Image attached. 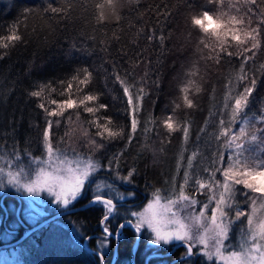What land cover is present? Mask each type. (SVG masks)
<instances>
[{"label":"trees","instance_id":"16d2710c","mask_svg":"<svg viewBox=\"0 0 264 264\" xmlns=\"http://www.w3.org/2000/svg\"><path fill=\"white\" fill-rule=\"evenodd\" d=\"M236 8H240L239 15L245 16L244 25L229 23ZM249 8L253 12L248 13ZM205 10L213 16L212 25L205 24L207 33L192 23L193 17ZM217 17L219 22H215ZM249 18L251 28L261 24L264 0H256L255 4L223 0L222 5L209 0H0V45H7L0 47V148L39 154L49 121L51 140L65 139L70 132L82 136L99 166L93 188L99 185L104 196L113 200L124 196L125 204H131L127 208L121 205L114 213L116 219L110 227L115 229L122 220L134 223L130 213L137 212L150 196L168 198L179 191L185 183L186 158L202 139L215 135L221 118L227 119L226 97L242 92L255 78L256 87L244 111L254 117L255 127H249V136L255 132L261 140L246 145L250 152L244 155L255 152L264 159V151L260 150L264 147V132L258 131L264 129V121L257 119L264 116V29L258 37L260 47L243 53L242 49L251 48L252 43L245 36ZM14 34L20 40H7ZM233 34L246 42L232 40ZM221 42L234 54L221 52L217 63L215 54ZM244 56L250 59L243 65L247 79L241 83L236 77ZM84 69L91 74L90 79L80 84ZM117 77L129 86L133 97L142 90V98L134 100L138 121L135 133H131L128 98ZM34 91L40 95L32 96ZM85 95H96L97 100L80 104ZM186 95L193 102L191 108L185 104ZM69 98L75 101L74 106L62 108ZM227 103L233 104L234 99ZM100 104L107 107L99 108ZM87 107L97 110L89 113ZM49 111L61 114L49 116ZM170 117L169 122L176 128L171 133L165 127ZM104 118L113 121L110 127L114 131L122 130L120 136L111 139L103 132L102 139L97 135L103 131L97 124L107 123ZM184 127L188 128L187 140ZM240 127L238 120L232 131L238 133ZM90 141L102 147L96 148ZM200 148L207 150L205 145ZM220 152L226 154L229 150L212 148L213 161L219 160ZM213 161L207 168L218 166ZM132 169V183L118 178L128 176ZM185 187L200 201L210 194L208 187ZM110 190L116 195L109 194ZM91 194L88 189L78 202L87 201ZM241 201L238 208L245 212L248 203ZM104 212L99 205L88 207L62 216L61 223L57 220L50 228H37L29 235L35 237L25 246L20 245L12 253H0V264H99L102 250L87 247L76 229L86 235L100 231ZM134 231L131 227L124 229L125 242H120L119 248L125 253L118 252L116 264H130L127 257L135 241ZM52 236L55 241L47 248L46 242Z\"/></svg>","mask_w":264,"mask_h":264},{"label":"snow or ice","instance_id":"6c2138e0","mask_svg":"<svg viewBox=\"0 0 264 264\" xmlns=\"http://www.w3.org/2000/svg\"><path fill=\"white\" fill-rule=\"evenodd\" d=\"M111 2V0H109ZM209 3L214 4H223V0H209ZM245 3L255 4L256 0H245ZM53 12H56V8L51 9ZM248 13L253 12V9L249 8ZM236 14H231L229 17V23L233 26L235 25H244L245 24V16L239 15L240 8L235 9ZM221 15H229V13L221 12ZM213 16L209 15L207 10L203 11L202 14L193 17L192 23L194 25H198L201 31L207 33V28L205 27V21H212ZM215 22H219V17L216 18ZM250 18L248 21L249 30L245 33L246 39H250L252 41L251 48L244 47L242 49L243 53L250 52L253 49H257L260 47V40L258 37L262 34V29H264V19L261 20V24L257 28L250 27ZM212 35H216L218 40L219 36L216 32H213ZM161 40L164 37H160ZM7 40L9 41H18L20 40V36L17 34L7 36ZM232 40L238 41L239 44H244L246 40H241L237 35H232ZM201 43L205 48L209 47V44L205 40H201ZM7 45H0V47H6ZM213 51H215L213 49ZM221 52L226 53L228 56H232L234 53L228 50V46L223 42L220 43V51L216 52L215 58L217 63H219L222 58ZM255 53L253 52V55ZM250 59L248 56H244L243 62L240 66V74L237 75V82H243L247 79V74L244 71V63ZM84 76L83 79L79 80L80 84H86L90 79V73H88L87 69L83 70ZM195 75V73H192ZM73 79H78V77H73ZM123 85L124 95L128 98V107L131 110L130 115L131 119V133L136 132L137 128V103L142 98V90L141 93H138L135 97L130 93L129 86L125 84L120 77H117ZM190 83H193L190 81ZM256 79L253 78L250 81V84L245 85L242 92H237L234 95L229 94L226 97L225 109H228L227 119L221 118L219 121V134L216 135V140L220 141L222 138V147L229 150L228 162L225 166L220 167L216 166L213 168H205V171L209 172V177L207 180L202 178L195 179V185H198V190H203L208 187L209 191L213 194L209 196V203L215 202V207L211 209V217L208 218L209 223L203 225V234H191L190 226L181 222L177 218V212L171 209L172 205L179 204L180 202H185V207H194L197 201L186 195L184 192V184L180 185V193L177 200H169L168 201V211L170 212V223L175 225L174 229L161 231L159 224L161 223L160 217L153 213V215L149 218L144 213L131 212L130 215L132 217H138V220L133 223L132 221H123L118 222V226L113 229L110 227L111 221L116 219L113 215L116 205L113 204L112 199L105 198L102 194V190L99 185L95 184V181L91 179L92 174L99 167L96 163H94L91 159H88L84 162L83 168H77L73 172L71 168L68 169L69 172H73L71 178L64 177L60 174V170L58 168L54 169L52 172L45 171L41 169L38 176L41 179H37L31 181L29 183L20 184L19 179L16 176H11L8 179V184L12 186L21 187L26 191L29 195L38 196L41 191H48L49 194L55 195V199L57 203H61L64 206H69L73 201H79L81 198H84L86 195V191L88 189L92 190V199L89 200V207H95L97 205L103 206L105 209L104 215L100 221L102 226V238L98 241L101 248H107L108 242L115 238L117 241L120 237L123 236V230L128 227H132L135 229V233L137 236L141 234V226L147 223L149 229L155 233V238L150 239V243L154 245L159 244H169L171 241L183 242L187 246V256L192 257L193 247L189 243L198 242L202 245H205L207 248L206 238L211 236V239L214 241L215 254L217 256L221 255V249L227 247L225 244L226 241L229 240V232L231 230L232 225L236 220H239L241 216H244L245 213L241 211L239 208L236 209L235 217H231L226 211V209H230L233 207V203L235 201V197L238 194L237 185L243 187V189L247 190L245 192H240L239 194L245 196L246 199L252 200L253 204H255V197H249L248 192L259 194V196L264 197V159H260L258 157H253L252 155L245 156V152H250V148L246 145H251L258 140H261L260 137L256 135L255 132L251 133L249 136L248 129L249 127H255L252 123L254 117L248 116L245 113V108H247L249 103V97L251 96L253 90L256 87ZM72 87L71 84L68 86ZM200 91L199 88L196 89ZM187 91V89H184ZM32 96H39L40 92L34 91L31 93ZM234 99L233 104H228L227 100ZM96 95H85L82 100H80V104H84L85 101H96ZM185 104L187 107H193V102L187 97H184ZM55 103V101H53ZM75 101L69 98L62 105V108H72L74 106ZM41 107H44L41 105ZM99 108H106V105L100 104ZM89 113H94L97 109L93 107H87L85 109ZM61 112L49 111V116H58ZM107 120V123L104 125L97 124L98 128H101L103 131L98 132L97 135H100L103 139V132L107 133V137L111 139H115L121 135V131H114L112 129L113 121L110 118H104ZM259 121H264V116L257 118ZM165 121V127L168 129L169 133L176 130L174 128L173 123ZM240 121L241 127L239 132L232 131V125L237 121ZM95 123V121H93ZM52 121L48 122V127L45 129L43 133V140L45 143V147L49 156L53 154V148L50 143V132ZM178 127V126H177ZM258 131L264 132V129H258ZM185 140L188 137V128H183ZM131 139V134L130 137ZM96 148L102 147V145L96 144L94 141H90ZM264 143V141H262ZM261 151H264V147H261ZM195 158V154L193 157L189 158V167L192 166V161ZM113 159H118V157H113ZM219 162H224V153H219ZM213 164L216 165L217 161H213ZM111 167V161L109 162V168ZM2 171V170H0ZM219 172L223 176V180L216 179V173ZM135 169L129 171L128 176L118 177L122 181L126 183H132L131 177L134 176ZM190 179L188 172H185V184H187ZM3 186H0L2 189ZM58 189V191H56ZM218 192V195H217ZM131 195H135L134 192ZM123 198V197H121ZM156 200L159 201L160 197L156 194ZM152 207L151 202L148 205V208L145 209V212L148 211ZM208 208V204H205L203 208L200 210L199 215L191 216L192 222L195 225H200L201 220L205 218V209ZM248 233H244V230L241 229L242 232V244L243 248L242 252L231 251L228 254V259L233 261V264H250L251 261H258V264H264V244H261L260 241H264V221L260 222L259 225L254 226L253 216H248ZM251 243V247H248V244ZM258 253V255H255ZM205 256L209 260L212 258L211 252H205ZM223 258V257H221ZM104 254L101 253L99 255V264H104ZM183 259V258H182Z\"/></svg>","mask_w":264,"mask_h":264},{"label":"rangeland","instance_id":"374dc122","mask_svg":"<svg viewBox=\"0 0 264 264\" xmlns=\"http://www.w3.org/2000/svg\"><path fill=\"white\" fill-rule=\"evenodd\" d=\"M204 23L206 25H212V21H205ZM213 134L215 135L213 136L212 134H210L204 139H202L201 143H198L197 149H195L194 152H192L191 155L189 154V156L186 158L185 172H188L190 178H192L190 181L187 182L188 185L190 184L191 186H194L196 178H202L207 180V178L209 177L204 171L205 168L210 166L213 161L212 158L210 157L212 148L214 150L217 149V151L219 150L221 151L222 149V142H221L222 139L218 141L215 138L216 135L219 134V126L217 127L216 132ZM50 143L53 148V154L51 155V157L49 156V153L46 150L43 138L41 142L40 152L37 155L31 152L20 153V152H14L12 150H2L0 148V170H2L0 171V186H3L2 189H0V195L5 193L6 194L10 193L12 195L17 196V199L21 202V213L22 214L24 213L25 215V213L30 212V216H28V219L31 225L37 223V221H40L41 219H44V216L42 215L44 210L45 211H48V209L58 210L61 208H66L67 206H64L61 203H57L55 199V195L49 194L48 191H41L38 196H33V195H29L21 187L9 185L8 179L10 178V174L11 176H16L19 179L20 184L29 183L31 181L41 179V177L38 176L41 169H44L45 171L48 172H52L54 169L58 168L60 170L61 175L67 178H71L75 169L83 168L84 162H86L88 159H91L95 163V161L91 158L93 156L92 150L88 149V146L85 143L83 137L76 134L75 132H70L69 136L61 140L59 139L54 140V138L51 140L50 138ZM201 145L202 146L205 145L207 150L201 151L200 148ZM194 154H195V158L192 161V166L189 167V158L193 157ZM254 154L255 152L249 153L247 155H253V157H257L258 153L256 154V156ZM228 156H229V152L224 154V162L220 163L218 160L217 161L218 166L220 167L225 166L228 162ZM69 168H71L73 172H69L68 171ZM98 169L99 168H97V170L91 176V179H93L94 181L97 180L96 172L98 171ZM197 173L199 174L197 175ZM216 179L222 181L223 176L219 172H217ZM186 187L184 186L185 194L189 195L190 197H193L197 201L196 205L194 207H185L184 206L185 202H180L179 204L172 205L171 209L177 212V218L181 222L190 226L191 234L193 235L203 234V225L209 223L208 218L211 217V209L215 207L214 201L212 203H209V196L212 195L213 193L210 192V194H208L205 200L200 201L196 199L197 195L186 192L185 190ZM236 188L238 189V194L235 197L233 207L230 209H226V211H228L229 215L234 218L236 215V209L242 203L241 200L247 201L248 208L244 212L245 215L241 216L240 219L236 220L235 223L232 225L231 230L229 232V240L225 242L227 247L221 249V255L217 256L215 254L214 241L211 239L210 234L206 238L207 248H205V245H202L198 242H191V241L189 242L191 246L197 249V251L204 257L206 262L213 261L217 264H233V261H230L228 259V254L231 251H238V252L243 251V248L241 247L242 244L241 229L244 230L245 234L248 233V229H249L248 216L249 215L253 216L254 226L259 225L260 222L264 221V197L259 196V194L248 192L249 197L254 196L256 198L255 204H253L252 200L246 199L245 196L239 194L240 192H245L247 190L243 189V187L240 185H237ZM56 191H58V189H56ZM179 193H180V189L179 191L176 192V194H173L168 198H162L159 196L160 197L159 201L156 200L155 198L156 195H152L146 199L142 207L137 212L144 213L149 218L153 215V213H156L161 219V223L159 224L161 231L174 229L175 225L171 224L169 220L170 212L168 211V201L177 200L179 197ZM150 202L152 204V207L148 209L147 212H145V209L148 208ZM205 204H208V208L205 209V218L201 220L200 225L193 224L191 216L199 215L200 210L203 208ZM15 207H16L15 205L14 206L12 205L11 209L14 210ZM101 207L103 208V206ZM133 218L135 219L134 222L138 220V217H133ZM57 223H61V221L59 220ZM141 229L144 231L143 235L145 238L147 239L155 238V233L148 228L147 223L143 224L141 226ZM76 231L80 233L79 235H82L81 229H76ZM54 241H55V237L53 238V236L50 238L49 241L47 240L46 242L47 248L48 247L50 248ZM177 243L184 244L183 242H177V241H171L169 244H177ZM260 243L264 244V241H260ZM44 245L45 244L40 246V250L45 247ZM248 247H251V243L248 244ZM100 249L102 251H105L106 248L100 247ZM206 251L212 253L211 260H209L207 256L204 255ZM255 255H258V253H255ZM13 261L14 259L10 260L9 263ZM4 263L8 264V262H4ZM250 264H258V261H251Z\"/></svg>","mask_w":264,"mask_h":264},{"label":"flooded vegetation","instance_id":"af4514ba","mask_svg":"<svg viewBox=\"0 0 264 264\" xmlns=\"http://www.w3.org/2000/svg\"><path fill=\"white\" fill-rule=\"evenodd\" d=\"M113 185L122 187L120 183L119 184L115 183ZM124 188L126 189L128 187L124 186ZM109 192H110L109 194L111 195H116L115 192L111 190ZM104 197L108 198L107 196ZM124 198L125 197L123 196V198L119 197L118 199L115 200L112 199L113 203L116 205L114 213L118 210V208L121 205L122 206L126 205L124 208H127L129 207V205H131L128 203L125 204V201H123ZM116 203H120V204L117 205ZM12 205L16 206L14 210L11 209ZM52 213L53 212L48 211V215ZM28 216H30V212L25 213V215L24 213L23 214L21 213V202L17 199V196L12 195L10 193L9 194L5 193L0 195V253H12V251L15 250V247L17 246V241L15 239L18 234L22 232H26L28 233L27 234L28 236L37 230V228L33 230H29L34 224L31 225ZM40 221H37V223ZM123 221L126 220H122L121 222ZM99 229L100 231L98 232L90 233V237L83 238L82 242L85 245H87V247L91 246L93 247L92 249L94 250L97 247H100L98 243V241L102 238V227L100 226V223H99ZM124 233L125 232L123 230V236L120 237L118 241L115 238H112L108 242V247L105 249V251H102L105 257L104 264H116V259L119 256L118 252L123 254L125 253V251L121 252V248H119V243L125 242ZM14 241H16V243ZM174 245L175 244H169V245L151 244L150 239L145 238L144 235H142V230H141V234L138 239V244L136 245L134 251L135 263L131 262L132 259H129V262L130 264H217L213 261L206 262L204 257L194 247H193L194 255L192 257H188L186 245L180 244L177 247L173 248ZM130 253H131V249H130Z\"/></svg>","mask_w":264,"mask_h":264},{"label":"bare ground","instance_id":"6f19581e","mask_svg":"<svg viewBox=\"0 0 264 264\" xmlns=\"http://www.w3.org/2000/svg\"><path fill=\"white\" fill-rule=\"evenodd\" d=\"M9 194V193H8ZM92 199V194L90 195V198L87 200V201H81V202H73L71 205H69L68 207H66V208H75V207H81V208H79V209H77V210H74V211H71V212H69V213H66V214H63V215H61V216H58V217H56V218H53V219H50V220H48V221H44L45 219H47L48 217H50L51 215H54L55 213H58L59 211H61V210H63V209H65V208H61V209H58L57 211H55V210H49L48 209V211H51V212H53L52 214H50V215H48V211H45L44 210V212H43V216L45 217L44 219H42L41 221H42V223H41V221L40 222H38L40 225L37 227V228H42V227H44L43 229H45V228H50V226H51V224L52 223H54L55 221L57 222V220H60V219H62L61 217L62 216H64V215H67V214H69V216L72 214V213H76V212H80V211H82L83 209H86V208H88L89 206H88V204H89V200H91ZM84 205H86L85 207H83ZM68 219V218H67ZM67 219H65V221L64 222H66L67 221ZM37 223V224H38ZM34 225H36V224H34ZM33 225V226H34ZM52 227V226H51ZM29 230H31V228L29 229ZM28 230V231H29ZM27 234L28 233H26V232H22V233H20V234H18L17 235V237H16V241H17V246L16 247H19L20 245H23V246H25V244L26 243H29L35 236H33V237H30L29 235L27 236ZM85 235V236H84ZM82 238H84V237H90V233L89 234H87L86 235V233L85 234H83L82 233ZM16 241H14L15 243H16ZM134 244H135V241H133V246H132V248H131V253L129 254V256L127 257L128 259H132V261L131 262H134L135 263V260H134V251H135V247H134ZM15 247V249H17ZM14 251V250H13ZM12 251V252H13Z\"/></svg>","mask_w":264,"mask_h":264},{"label":"water","instance_id":"95a60500","mask_svg":"<svg viewBox=\"0 0 264 264\" xmlns=\"http://www.w3.org/2000/svg\"><path fill=\"white\" fill-rule=\"evenodd\" d=\"M113 204H114V203H113ZM116 204L118 205V204H120V203H116ZM114 205H115V204H114ZM85 206H86V205H84L83 207H85ZM79 208H81V207H78V208H77V207H75V208H65V209L59 211L58 213H55L54 215H51L50 217H48V218L45 219L44 221H48V220H50V219L56 218V217H58V216H61V215H63V214H66V213H69V212H71V211L77 210V209H79ZM128 221H130V220H128ZM41 223H42V221H41ZM41 223H40V224H41ZM40 224L38 223V224L32 226V227H31V230L37 228ZM100 226H101V224H100ZM101 227H102V226H101ZM131 228H132V227H131ZM133 229H134V228H133ZM138 239H139V236H137L136 239H135L134 247H136V245L138 244ZM180 244H181V243H177V244H175V245L173 246V248L177 247V246L180 245Z\"/></svg>","mask_w":264,"mask_h":264}]
</instances>
